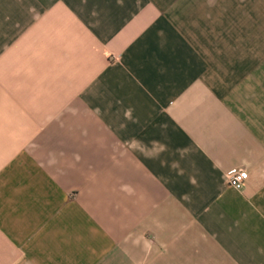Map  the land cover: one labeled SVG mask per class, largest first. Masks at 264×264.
I'll use <instances>...</instances> for the list:
<instances>
[{"label": "crops", "instance_id": "0c3cea01", "mask_svg": "<svg viewBox=\"0 0 264 264\" xmlns=\"http://www.w3.org/2000/svg\"><path fill=\"white\" fill-rule=\"evenodd\" d=\"M0 264H264V0H0Z\"/></svg>", "mask_w": 264, "mask_h": 264}, {"label": "built area", "instance_id": "2783aa9c", "mask_svg": "<svg viewBox=\"0 0 264 264\" xmlns=\"http://www.w3.org/2000/svg\"><path fill=\"white\" fill-rule=\"evenodd\" d=\"M247 176V172L245 169L241 168H230L226 173V181L227 184L234 187L240 188Z\"/></svg>", "mask_w": 264, "mask_h": 264}, {"label": "clouds", "instance_id": "9594fccd", "mask_svg": "<svg viewBox=\"0 0 264 264\" xmlns=\"http://www.w3.org/2000/svg\"><path fill=\"white\" fill-rule=\"evenodd\" d=\"M130 111V110H129ZM125 115L127 116L128 115V112L126 111ZM154 143H158V142H154ZM166 147V146H165ZM182 155L186 153V150L185 149H180L178 150ZM121 191H124L125 193L129 194V195H132L134 193V189L132 188L131 185H122L121 186Z\"/></svg>", "mask_w": 264, "mask_h": 264}]
</instances>
